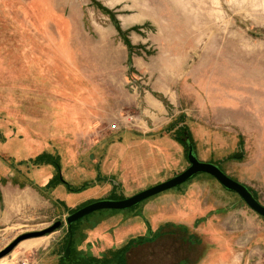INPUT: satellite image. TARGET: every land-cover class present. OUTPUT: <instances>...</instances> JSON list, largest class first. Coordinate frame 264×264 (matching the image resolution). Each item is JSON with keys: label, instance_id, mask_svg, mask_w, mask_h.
<instances>
[{"label": "rangeland", "instance_id": "obj_1", "mask_svg": "<svg viewBox=\"0 0 264 264\" xmlns=\"http://www.w3.org/2000/svg\"><path fill=\"white\" fill-rule=\"evenodd\" d=\"M94 1L109 12L91 0H0V253L63 223L0 264H66L71 213L188 168L172 140L182 123L197 157L264 206V0L142 14ZM42 153L87 189L47 186L57 170L29 162ZM74 228L75 254L95 264H264V219L207 174Z\"/></svg>", "mask_w": 264, "mask_h": 264}, {"label": "water", "instance_id": "obj_2", "mask_svg": "<svg viewBox=\"0 0 264 264\" xmlns=\"http://www.w3.org/2000/svg\"><path fill=\"white\" fill-rule=\"evenodd\" d=\"M91 1L94 2V0ZM187 148L189 167L182 173L173 177L172 179H169L154 187L143 190L130 198L119 201L104 200L95 202L69 215L66 218V224L70 233V237L65 250V254L63 255V259L67 260L70 258V248L73 239L72 226L79 220H82L83 218L94 212L102 210L123 211L133 209L142 204L144 201L156 195H159L165 191L177 188L200 174H207L212 176L224 189L237 194L254 213L264 219V206L257 200V198L246 185L230 178L226 173L222 171V169H220L218 165L200 161L195 154L193 144L190 142V140L189 143H187ZM243 155V153H237L233 156V158L239 160L243 157ZM62 225L63 223L59 221L43 231L28 233L21 236L0 253V259L10 254L14 250V248L22 241L27 240L29 238L44 237L50 235L55 231L59 230Z\"/></svg>", "mask_w": 264, "mask_h": 264}, {"label": "trees", "instance_id": "obj_3", "mask_svg": "<svg viewBox=\"0 0 264 264\" xmlns=\"http://www.w3.org/2000/svg\"><path fill=\"white\" fill-rule=\"evenodd\" d=\"M94 3L102 10L106 11V12H109L107 9L103 8L100 4H98L97 2L94 1ZM118 27V26H117ZM119 29V27H118ZM121 34L123 35V39H124V42L126 44V46L128 47L129 50H131L133 47L130 43V41L126 38V34L125 33H122ZM188 136V134H187ZM31 165L33 166H52L54 167L56 170H57V174L49 181V183L47 184V186H57V185H64L67 190L70 192V193H77L79 191H82V190H85L87 189V186L89 185L88 183H85L83 184L82 186L78 187V188H74L73 186H71L69 183L65 182L64 180L60 179L59 177V174H60V158L59 156L57 155H52L50 153H42L40 155H38L36 158H34L33 160H30L29 161ZM99 178L97 177L96 180H98ZM92 184V183H91ZM251 191V190H250ZM252 192V191H251ZM254 194V193H253ZM255 196V194H254ZM256 197V196H255ZM140 206V205H139ZM138 207V206H137ZM136 207V208H137ZM75 226V224H74ZM74 226L72 227V232L76 231V229L74 228ZM68 240V239H67ZM63 262H65V260L63 259L62 260ZM82 263H85V264H95L92 262V260H88V261H84Z\"/></svg>", "mask_w": 264, "mask_h": 264}, {"label": "flooded vegetation", "instance_id": "obj_4", "mask_svg": "<svg viewBox=\"0 0 264 264\" xmlns=\"http://www.w3.org/2000/svg\"><path fill=\"white\" fill-rule=\"evenodd\" d=\"M182 123V122H181ZM173 126H170L169 127V130L172 129ZM188 134V136H187ZM172 140L176 143H178L181 147L184 148V154H185V157L188 161V156H187V153H188V148H187V143H189V140L190 142L193 144V147H194V151H195V143H194V140L192 138V134L190 132V130L184 125V123L181 124V126H178L175 130H174V136L172 138ZM196 154V152H195ZM197 156V154H196ZM198 158V157H197ZM200 160V158H198ZM201 161V160H200ZM204 162V161H202ZM207 163H211V162H207ZM188 164H189V161H188ZM212 164H215V163H212ZM217 165V164H215ZM219 166V165H218ZM189 167V165H188ZM221 169V168H220ZM223 171V170H222ZM224 172V171H223ZM225 173V172H224ZM200 175H203V174H200ZM212 177V176H211ZM231 178V177H230ZM194 178H192L191 180H189L188 182L186 183H189L190 181H192ZM49 183V182H48ZM184 183V184H186ZM183 185V184H182ZM76 212V211H75ZM74 213V212H73ZM72 214V213H71ZM70 214V215H71ZM74 226V224H73ZM72 226V227H73ZM76 232L77 231H73L72 232V236H73V239H72V243H71V253H70V258L65 260L66 264H82V262L86 261L84 258L80 259L77 257V255L75 254V251H74V246L76 244V241H75V236H76ZM67 235H68V240H69V237H70V233L68 231V228H67ZM68 240L66 242V247H67V244H68ZM66 247L64 249V252H63V255L65 254V250H66ZM63 255L61 256V260H63Z\"/></svg>", "mask_w": 264, "mask_h": 264}, {"label": "crops", "instance_id": "obj_5", "mask_svg": "<svg viewBox=\"0 0 264 264\" xmlns=\"http://www.w3.org/2000/svg\"><path fill=\"white\" fill-rule=\"evenodd\" d=\"M178 0H108V3L117 5L119 3L127 4V11L137 13H149V12H175L179 11L176 8L175 3ZM104 3V2H103ZM105 4V3H104Z\"/></svg>", "mask_w": 264, "mask_h": 264}, {"label": "built area", "instance_id": "obj_6", "mask_svg": "<svg viewBox=\"0 0 264 264\" xmlns=\"http://www.w3.org/2000/svg\"><path fill=\"white\" fill-rule=\"evenodd\" d=\"M112 129H113V130H117L118 128H117V126H114V127H112ZM23 264H27V262H25V263H23Z\"/></svg>", "mask_w": 264, "mask_h": 264}]
</instances>
